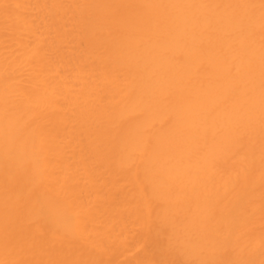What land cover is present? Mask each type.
<instances>
[{
    "label": "bare ground",
    "instance_id": "1",
    "mask_svg": "<svg viewBox=\"0 0 264 264\" xmlns=\"http://www.w3.org/2000/svg\"><path fill=\"white\" fill-rule=\"evenodd\" d=\"M0 264H264V0H0Z\"/></svg>",
    "mask_w": 264,
    "mask_h": 264
}]
</instances>
